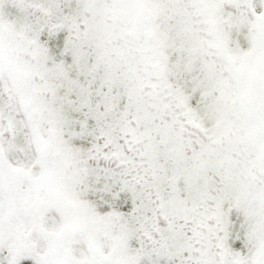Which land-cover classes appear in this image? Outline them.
Returning a JSON list of instances; mask_svg holds the SVG:
<instances>
[{"label":"snow or ice","instance_id":"1","mask_svg":"<svg viewBox=\"0 0 264 264\" xmlns=\"http://www.w3.org/2000/svg\"><path fill=\"white\" fill-rule=\"evenodd\" d=\"M0 264H264V0H0Z\"/></svg>","mask_w":264,"mask_h":264}]
</instances>
